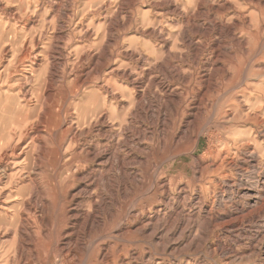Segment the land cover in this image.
Returning a JSON list of instances; mask_svg holds the SVG:
<instances>
[{"label":"rangeland","instance_id":"374dc122","mask_svg":"<svg viewBox=\"0 0 264 264\" xmlns=\"http://www.w3.org/2000/svg\"><path fill=\"white\" fill-rule=\"evenodd\" d=\"M0 28L3 36L17 45V50L11 48L8 41L0 46V51L6 50L0 73L10 63L13 66L9 75H0V95L16 94L34 71L44 70L55 58L59 69L56 90H73L75 77L84 68L87 80L84 89L104 91L108 88L118 96V101L124 100L121 107H125L130 98H137L132 82L122 77L124 71L133 70L134 80L156 79L170 90L183 94L169 100V126L176 121L175 105L183 104L181 116L186 117L198 98L206 97V114L191 130L202 134L197 157H203L209 150L211 134L217 130L225 134L217 126L218 121H223L225 110L238 109L237 99L249 108L260 104L263 98L258 87L264 91V0H0ZM106 46L114 58L110 65L122 68L116 77L109 75L110 68L101 69L105 58L109 57ZM133 51L142 55L139 62L127 59ZM86 58L94 62L89 63ZM148 70H151L150 76H147ZM206 87L211 89L208 94ZM251 89H256L252 96ZM60 96L61 101L64 96ZM218 101L217 108L211 110L210 104ZM210 110L217 116L216 125L210 123ZM149 115L145 117L151 123L147 128L140 123L137 125L150 138L141 144L146 155L140 154L142 159L135 158L133 165L129 157L125 158L126 174L118 169L104 171L108 175L102 183L103 205L96 215L95 226L90 230H76L78 236L74 245L79 259L52 257L51 264H264V192L260 193L257 183L264 179L263 140L248 149L258 155V163L245 162L244 149L238 144L231 151L232 161L226 165L228 176L216 182L224 186L229 182V190L218 186L204 191L201 200H194L198 194L196 186L206 184L208 187L210 176L206 171L201 177L194 174L195 161L188 153L193 146L192 138L182 142L179 148L182 155L173 160L170 154L175 148L170 139L167 138L164 146L158 142L154 126L157 110ZM143 117L141 112L137 120L144 122ZM172 128L168 137L174 133ZM232 129L249 131L253 128L233 124ZM104 145H99L97 151L103 152ZM206 157V162L211 161V157ZM41 162L43 171L47 162L43 157ZM156 174H162L159 182H169V196L157 191L154 195L148 194L155 185ZM174 176H183L182 182L177 183ZM45 177L42 172L37 177L42 185H45ZM233 187L238 188V192ZM181 188H186L187 194L178 199ZM221 191L225 194L219 197ZM63 194L61 190L58 195L46 198L47 216L52 222L51 240L39 242L31 226L26 225V239L38 249L46 243L56 244L73 233L66 206L60 205ZM161 194L166 198L163 202ZM85 203L88 204L87 200ZM212 204V214L208 215L204 207ZM133 210H140L144 220L152 218L156 225H164L160 240L153 238L152 233L141 232L142 220ZM226 214L233 215L226 218L230 224L213 221ZM189 227H193V235H198L192 249L186 245ZM113 230L118 231L114 235L116 239L112 237ZM10 235L0 236V245L5 247L0 250V264H14ZM214 245L225 247L226 252L215 253ZM104 246L109 250L110 262H104L101 256ZM42 261L44 263L43 258Z\"/></svg>","mask_w":264,"mask_h":264},{"label":"bare ground","instance_id":"6f19581e","mask_svg":"<svg viewBox=\"0 0 264 264\" xmlns=\"http://www.w3.org/2000/svg\"><path fill=\"white\" fill-rule=\"evenodd\" d=\"M7 41L10 42L11 48L17 50L16 42L5 38L0 28V46ZM5 52L6 50L0 51V63L4 60ZM105 52L106 54L108 52L109 57L105 58L101 69L104 68L103 70L107 71L110 68L109 75L116 77L122 68H115L110 65L114 58L108 46L105 47ZM126 57L134 62H139L142 59V55L137 54L136 51H133L131 56ZM85 61L94 62V60L90 61L89 58H86ZM12 67V63H10L0 75H9V70ZM58 70L54 58L53 62L44 70L34 71L31 79L25 85H20V90L16 94L0 95V236L9 233L13 237V250L10 245V251H13L14 264H51L50 259L52 257L55 259L61 257L79 259V251L74 245L75 236H78L76 230L78 228L90 230L95 226L96 215L99 214L100 207L103 205L102 183L108 175L104 171L118 169L126 174L125 158L129 157L133 165L136 164L135 158L142 159L140 154L146 155V149H141V144L150 138L143 134L137 125L140 123L147 128V124L150 125L151 123L147 122L145 117L154 113V109L157 110L158 119L156 122L153 121L160 146L166 145L167 138H169L175 148L170 157L172 156L173 160L175 158L178 160L182 155V150L179 149L180 145L186 138L191 137L193 146L188 153L195 161L194 174L201 177L206 171L210 176L207 182L208 187H205L206 184L196 186L198 187V194L194 200H201L202 193L211 188L216 189L219 186L221 189L227 188L229 190V182L224 183L226 186L221 182L217 185L216 182L218 179L223 180L228 176L226 165L232 161L231 151L236 149L237 144L238 147L240 145L244 149L242 154L245 162L251 164V161L259 162L258 155L256 157L254 152L248 150L251 147H256L260 140L264 142V91L259 87V93L263 97L260 104L251 105L248 108L245 104L243 105L242 100L237 99L239 102L238 109L229 112L225 110L223 121H218L217 126L225 134H220L216 128L218 133L217 131L213 134L210 133L212 140L211 144L209 143V150L203 157H197L202 134L191 132V130L196 127L198 119L206 114L208 106L205 96V98H198L199 100L192 105L193 108L187 112L186 117L181 116L183 104L175 105L176 121L171 122L172 126H169L167 110L169 100L173 97H181L183 94L170 90L171 88L165 83L152 78L134 80L136 75L133 70L124 71L122 77L132 82L131 85L137 90V98H130L128 104L121 107L124 100L118 101V96L108 88L106 90L104 88V91L102 89L97 91L84 89L87 85L84 68L75 77L76 85L73 90H56L59 85L57 82ZM100 71L102 73V70ZM150 75L151 70H148L147 76ZM30 83H32L31 86ZM205 90L206 94L211 91L209 87H206ZM253 92L256 93V89H251L250 96ZM60 95L64 96L61 101L59 100ZM218 105L219 101L212 102L210 104L211 110H215L214 108H217ZM224 109L226 108L224 107ZM211 110L210 123L216 125L217 116L212 115ZM141 112L144 115L142 119L144 122L137 120ZM149 119L151 120L152 117ZM233 124L239 127L250 125L253 129L234 131L232 129ZM171 127H173L174 133L168 137ZM231 136L235 138H230ZM63 137L66 138L63 139ZM101 144H105V150L98 152L97 147ZM69 152L73 153L69 155ZM206 156L211 157V161L206 162ZM245 156L248 159H245ZM42 157L47 162L43 171ZM238 170L240 171V168H237ZM40 172L46 174L45 185H42L37 179ZM85 176L88 177L85 178ZM161 178L162 174L156 177L155 185L148 194L154 195L157 191V193L164 192L166 197L169 196V182H159ZM174 179L180 183L183 176H174ZM257 183L261 188L260 193L261 191L264 192V179L262 181L259 179ZM233 189L238 192V188L233 187ZM61 190H64V194L61 197L62 203L60 205L62 208L64 204L66 206L67 220L73 233L56 244L46 243L43 248L38 249L32 241L26 239V225L31 226V230L34 231L32 234L39 242L51 240L49 231L52 222L47 216L49 204L46 198L58 195ZM7 193L9 195L6 197ZM185 194H187V189L181 188L177 198L181 199ZM224 194L225 191H221L219 197L224 196ZM5 197L6 199H4ZM160 199L163 202L166 198L161 194ZM86 200L88 204L85 203ZM212 208L213 204L212 206L206 205L204 211L207 210V214L210 215ZM200 210L201 208H199ZM132 212L140 215L142 220L140 230L143 234L152 233L153 238L161 239L160 235L165 232L164 225H156L152 218L144 220L140 210H133ZM38 213L42 216H36ZM198 215L200 214L198 213ZM157 217H160L159 214ZM226 218H233V215H222L213 221L220 220L223 221L222 224H230ZM192 231L193 227H189L187 235L189 242L186 245L190 249L194 248L198 240V235H193ZM117 233V230H113L112 237L114 239H116L114 235ZM4 248L3 244L0 245V250ZM213 248L215 253L225 251L223 246L214 245ZM109 254L107 246H104L101 254L103 261L110 262ZM186 256L190 255L186 254ZM42 258L44 263L43 261L41 263ZM132 259L135 260V255L132 256ZM135 264L137 263L135 262ZM147 264L153 263L147 262Z\"/></svg>","mask_w":264,"mask_h":264}]
</instances>
